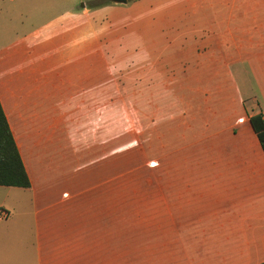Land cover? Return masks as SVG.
Here are the masks:
<instances>
[{
	"label": "crops",
	"instance_id": "obj_1",
	"mask_svg": "<svg viewBox=\"0 0 264 264\" xmlns=\"http://www.w3.org/2000/svg\"><path fill=\"white\" fill-rule=\"evenodd\" d=\"M8 1L13 2V0ZM184 1L188 2V0ZM113 3L112 7L115 8L116 3ZM250 4L251 0H217L214 12L218 15L220 10H225L222 30L220 33H210V41L202 35L204 43L199 42L198 44H210L216 40L217 56L222 52L228 53L229 47L238 48L240 43L235 39L243 36L249 37L252 30L250 20L253 19V14L251 11L256 3L252 6ZM151 5L149 4L152 9L150 18L157 24L165 25L166 21L171 19L168 11L162 10L159 20L157 9ZM12 6H15V3H12ZM134 6L136 9L142 8L141 5ZM203 6L207 7L206 0H203ZM212 7L214 6L211 5L210 8L213 9ZM89 12L90 9L81 3V8L77 12L65 13L58 20L51 19L49 28H52L54 32L59 29L83 28L81 38L85 42L88 40V35L90 38L93 37V24L97 25L96 18L99 15H107L105 26L100 30L95 28L97 37L101 44L103 41L104 46L109 37L107 29L112 28L110 25L112 16L107 8H98L95 12L99 13L91 12L92 26L82 27L83 25L78 22V15L79 13L89 14ZM187 12L188 17L184 15L185 12L182 14L180 11L179 17H173L170 21L174 22V26L179 22L186 24L187 20L190 21V12L188 10ZM120 15L123 17L122 13ZM124 26L119 24L117 28ZM164 30L165 27L159 28L160 33ZM235 30L239 36H233L232 32ZM223 40H225L224 44L221 43ZM38 41L42 45H49L52 41L51 35L38 38ZM60 45L61 38L57 33L53 45L50 44L47 51L38 53L40 64L46 63L48 67L47 70L38 74L35 69L26 73V68L20 66V62L30 60L26 54L22 52L15 54L11 59L17 63L11 64L12 70L8 74L15 79L17 78L16 70L21 71L23 75L18 79L20 86H14L13 81L10 80L0 82V104L29 178L28 188L30 190L28 198L17 197L9 201L7 206L0 203L6 211V215L0 218V264H159L152 260L151 256L142 261L138 255L137 258L129 261L127 254L134 247L133 245L139 242L137 238L145 239L141 242L143 244L153 242L163 245V238L169 236L176 239L173 245L161 248L160 253L164 252L166 259L163 264H264V168H249L250 161L245 163L246 168L222 167V161L227 159L226 153L228 152L231 156H235L236 153L246 156L235 145H227L228 139L235 134V129L228 133L230 135L221 136H218V133L222 129H216L211 133L214 136L206 141L205 148L207 151L210 149L214 152L221 166L175 169V172L183 174L191 172L190 170L204 173L207 184L203 188L188 183L148 180L144 181L143 185L149 186L154 192H144L135 197L132 202L126 200L124 182L106 183L98 195L78 198L79 191L87 187L78 189L77 183L61 181L60 176L65 174L70 179L72 173H77L79 168H27L28 158L26 160L23 158L15 137V128L21 129L19 136L23 142L29 141L31 145L36 144L38 151H42L39 145L40 134L43 128H50V126L44 127L43 120L39 122L36 118L38 115L36 110L47 98L58 106L67 103L70 98L63 97V93H66L71 86L80 95L70 100L69 113L74 117L64 124H82L85 127H93L97 122V109L100 106L102 122L98 120L97 126L101 128L102 134L104 127L108 132L110 99L107 82H105L104 89L103 78H109V70L101 69L100 71L101 96L84 100V92L87 88L91 90L94 86L95 71L91 65L94 55L88 53L63 55ZM117 45H120L119 42ZM221 45H224V50L221 49ZM11 49L14 51L16 47L13 46ZM254 53L255 56L261 54L260 60L253 56L254 69L257 74L264 76V48L257 49ZM68 58H77V61L90 63L89 65L85 63L87 68L84 71L75 70L72 83L64 84L63 78L67 75L64 77L63 63ZM64 65L66 66L65 63ZM180 75V78L175 81L178 87L172 90L170 101L178 99L181 102L178 111L183 113V119L173 121V123L180 126L183 131H188L190 129L189 113L200 114V109L205 106V99L195 95L196 91L191 90L188 87L189 84L186 85L185 77ZM169 76H173L172 73ZM104 92H107L105 96ZM99 100H101V105H99ZM143 104V108H137L141 110V128L134 124L137 146L143 149L141 154L145 157L147 168H157L158 157L165 155L158 156L157 153V146L161 140L160 134L165 130V127L161 125L164 113L159 112L158 104L152 98L149 100L146 97ZM49 106L51 105L46 107ZM85 109L90 110L88 111L90 124L84 120ZM249 114L246 113L248 124ZM262 116L264 118L263 113ZM61 117L62 115L60 119ZM52 129L57 133L47 137L48 153L58 159L63 156L59 140L61 138L62 141H66L67 135L60 133L58 128H56L57 131ZM94 136L93 134V138ZM83 137L86 140L87 133ZM27 151H31V147ZM69 156L72 158L71 154ZM208 158L207 154L206 160ZM69 161L71 165L72 160ZM168 166L166 161L161 162V172L168 174L167 177L172 171V168ZM85 171L86 168H80V173ZM147 174L151 178L154 176L150 169ZM106 178L108 181V177ZM61 183L69 185L64 187V190L68 191L64 196L60 195L61 188H58V184ZM16 188L17 186L4 185L1 191L4 195H8L15 193ZM192 208H194V214L189 215ZM28 209H31L32 221L19 220L21 213L24 210L27 212ZM129 222L132 223L129 225ZM165 222H169L172 229L168 228ZM171 230L175 232H170ZM149 238L156 240L150 241ZM133 249H137L139 254L142 253L140 246ZM149 249L151 250L149 252L154 253L153 255L159 252L156 247L153 249L149 247ZM156 258L158 259V256L154 257Z\"/></svg>",
	"mask_w": 264,
	"mask_h": 264
},
{
	"label": "rangeland",
	"instance_id": "obj_2",
	"mask_svg": "<svg viewBox=\"0 0 264 264\" xmlns=\"http://www.w3.org/2000/svg\"><path fill=\"white\" fill-rule=\"evenodd\" d=\"M206 1L207 7L204 8L203 0H188L186 3L184 0H141L140 2L139 0H125V2H115V8L120 9L117 11L112 7L114 3L110 0H13V2L0 0L1 83L10 80L13 81L14 86H20L18 79L23 73L16 70L17 78L14 79L9 76L8 72L12 70L11 64L17 63L11 59L12 56L21 52L30 58L29 61L20 62V66L26 68V73L32 69L36 70V74L47 70L46 63L40 64L38 53L47 51L50 44L53 45L57 33L61 38L60 47L63 55L81 53L94 55V61L91 64L95 71L94 86L91 90L87 88L84 92V100L101 96L100 71L108 69L110 72L108 79L103 78L104 89L105 82H107L110 99L108 132L104 127L102 134L101 128L97 126L98 120L102 122L100 106L97 109L98 119L93 127H85L82 124H64L74 117L69 113L70 100L80 95L71 86L66 93H63V97L70 98L67 103L58 106L47 98L36 110L38 113L36 118L39 122L43 120L44 127L50 126V128H43L40 125L43 128L39 143L42 151H38L36 144L31 145L29 141L23 142L19 136L21 129L15 128V137L23 158L24 160L28 158L27 168H79L77 173H72L70 179L65 174L60 176L61 181L77 183L78 189L87 187L79 191L78 198L94 197L102 192L106 183L114 184L118 181L126 184L127 202H132L135 197L144 192H154L149 186L143 185V182L148 180L188 183L203 188L207 184L204 173L190 170L191 172L183 174L175 172V169L221 166L214 152L210 149L207 151L205 148L206 141L214 136L211 133L219 128L222 131L218 133V136L228 134L235 129V134L228 139L227 145H235L246 155L240 156L235 152V156H231L230 152L226 153L227 159L222 161L223 168H246L245 163L248 161L251 165L249 168H264V150L259 146L246 119V113L257 110L264 115V76L257 74L253 61L255 50L264 48V0H251L250 5L256 3V6L251 11L253 19L250 20L252 28L250 36L238 37L239 40H235L241 46L239 44L238 48L229 47L228 53L222 52L219 56H217L216 40L210 44H198L199 42L204 43L202 35L210 41V33H220L225 18V10H220L218 15L214 12L217 0ZM12 3H15V6H12ZM81 3L90 9L89 14L79 13L78 15V22L83 25L82 27L92 26L91 12L99 13L95 12L98 8H107L112 16L110 22L112 28L107 29L109 37L104 46L103 41L101 44L97 37L96 29L100 30L105 26L107 15L95 17L97 25L93 24V37L90 38L88 35V40L85 42L81 38L83 28L59 29L55 32L49 28L51 19L58 20L65 13L77 12L81 8ZM149 4L157 9L159 20L162 10L168 11L171 19L179 17L180 11L185 12L184 15L188 17V10L190 21L187 20L186 24L179 22L174 26V22L170 19L165 25L157 24L150 18L152 9ZM134 5H141L142 8L136 9ZM211 5L214 6L213 9L210 8ZM54 16L56 17L52 18ZM119 24L124 27L118 29ZM161 27H165V30L160 33L159 28ZM232 33L235 37L239 36L236 30ZM45 35H51L52 41L49 45H42L38 41V38ZM221 43L224 44L225 40ZM13 46L16 47L14 51L11 49ZM55 46L57 49L56 44ZM221 49L224 50V45H221ZM255 57L260 60L261 54ZM64 63V77L65 75L67 77L63 78V82L69 84L74 80L75 70L84 71L87 68L85 63L89 65L90 62L68 58ZM171 73L173 76H169ZM180 74L185 77L186 85L189 84L188 87L196 91L194 94L205 99V106L200 109V114L189 113L190 129L188 131H183L180 126L173 123V121L183 119V113L178 111L181 102L178 99L170 101L172 90L178 87L175 81L180 78ZM166 85H168L167 88ZM106 93H103L104 96ZM146 97L149 100L152 98L158 104L159 112L164 113L161 125L165 127V130L160 134L161 140L157 146V153L158 156L165 155L158 157L157 168H147L145 157L141 154L143 149L137 146L134 129V124L141 128V110L137 108H143ZM48 105L51 106L46 107ZM99 105H101V100H99ZM88 111L90 110L85 109L84 120L90 124ZM11 125L14 127L13 124ZM51 127L56 131L58 128L60 133L67 135L66 141H62L61 138L59 140L63 156L58 159L48 153L47 137L57 133ZM86 133L87 138L84 140L83 136ZM92 133L95 135L94 138ZM197 139L200 141H196ZM29 147L31 151H27ZM207 154L209 155L208 160H206ZM70 159L72 160L71 165H69ZM165 161L169 164L168 168H172L168 177V174L161 172V162ZM80 168H86V171L80 173ZM149 169L155 177L148 176ZM60 180L58 181L61 182ZM58 185V188H61L60 195H66L68 191L64 190V187L69 186L68 183ZM3 187L4 185H0L2 205H9L8 202L17 197H30L28 187H17L15 193L8 195L2 193L1 188ZM146 196L149 197L148 194ZM0 208L5 209L4 206ZM193 209L189 211V215L194 214ZM25 211L21 213L19 220L24 219L31 222V209ZM166 224L172 229L169 222H165ZM137 239L139 242L133 246H140L142 253H137V249L134 250L133 247L127 254L129 261L140 255L142 261L151 256L156 263L163 264L166 259L164 252L160 253V250L165 246L173 245L176 238L173 236L163 238V245L153 242L143 244L141 242L145 239ZM149 240L156 239L149 238ZM147 247L148 249H144ZM149 247L152 249L156 247L159 252L153 255V252H149L151 251ZM155 256H158V259H154Z\"/></svg>",
	"mask_w": 264,
	"mask_h": 264
},
{
	"label": "trees",
	"instance_id": "obj_3",
	"mask_svg": "<svg viewBox=\"0 0 264 264\" xmlns=\"http://www.w3.org/2000/svg\"><path fill=\"white\" fill-rule=\"evenodd\" d=\"M249 124L264 150V118L260 110L248 115ZM0 185L28 187L29 178L0 104Z\"/></svg>",
	"mask_w": 264,
	"mask_h": 264
},
{
	"label": "built area",
	"instance_id": "obj_4",
	"mask_svg": "<svg viewBox=\"0 0 264 264\" xmlns=\"http://www.w3.org/2000/svg\"><path fill=\"white\" fill-rule=\"evenodd\" d=\"M6 215V211L3 208H0V218Z\"/></svg>",
	"mask_w": 264,
	"mask_h": 264
},
{
	"label": "water",
	"instance_id": "obj_5",
	"mask_svg": "<svg viewBox=\"0 0 264 264\" xmlns=\"http://www.w3.org/2000/svg\"><path fill=\"white\" fill-rule=\"evenodd\" d=\"M110 1H113V2H125V0H110Z\"/></svg>",
	"mask_w": 264,
	"mask_h": 264
}]
</instances>
